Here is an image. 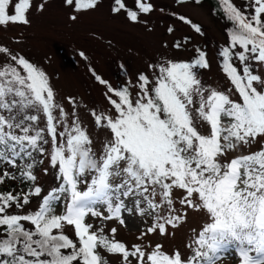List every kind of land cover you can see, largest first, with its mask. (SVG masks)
<instances>
[{
  "label": "snow or ice",
  "instance_id": "snow-or-ice-1",
  "mask_svg": "<svg viewBox=\"0 0 264 264\" xmlns=\"http://www.w3.org/2000/svg\"><path fill=\"white\" fill-rule=\"evenodd\" d=\"M50 2L0 0V29L30 27L33 11L43 14ZM61 2L72 23L100 4ZM219 5L232 25L219 52L230 86L202 80L210 63L200 48L190 60L149 62L121 87L90 69L108 105L88 110L102 140L84 126L75 97L61 102L42 66L0 44V184L28 182L27 191L0 192V264H109L104 253L121 264H222L226 257L264 264V0L243 9L232 0ZM157 10L165 13L154 0H134V8L112 0L110 13L147 27L142 17ZM170 15L202 33L185 14ZM190 39L172 47L185 48ZM254 144L259 149L244 154ZM45 163L40 171L54 170L56 180L47 190L36 174ZM125 214L151 218L131 247L107 224L127 227ZM192 214L203 223L191 228L185 251L152 245L150 237H174Z\"/></svg>",
  "mask_w": 264,
  "mask_h": 264
},
{
  "label": "rangeland",
  "instance_id": "rangeland-1",
  "mask_svg": "<svg viewBox=\"0 0 264 264\" xmlns=\"http://www.w3.org/2000/svg\"><path fill=\"white\" fill-rule=\"evenodd\" d=\"M129 8H134V0H126ZM241 9L245 8L249 0H232ZM157 9L163 7L165 13L159 10L149 16L147 27L141 24L129 23L123 15L113 16L110 13L112 0H100L95 11L80 16L76 23L68 20L70 11L65 8L61 0H51L47 11L37 14L33 11L30 27L9 25L7 30L0 29V44L6 45L14 51L30 58L44 68L51 78V82L58 93V98L64 102L67 96H73L79 102V115L84 126L98 140H102L104 132L95 129L89 117L88 110L98 111L108 108L103 95L105 88L91 75L90 69L102 78L108 80L114 87H120L125 81H134L139 71L146 68L149 62L163 58L190 60L195 55V49L200 48L208 54L210 67L201 69L200 75L207 84L224 89L229 87V81L221 70L222 58L220 50L227 46L226 30L228 23L214 16L208 4H189L176 8L172 0H154ZM171 11H176L190 17L202 27V33L196 34L190 27L171 18ZM227 25V27H226ZM168 26H174L175 32L169 34ZM150 29V30H149ZM191 37L185 48L172 47L175 40L183 41L184 37ZM167 47H164V44ZM83 51L88 57L84 60L79 52ZM65 107L68 105L65 103ZM70 110V109H69ZM259 144L246 149L244 154L257 151ZM240 154V153H237ZM40 159V157H37ZM47 166H36V174L40 184L47 190L56 183L54 170L48 175L42 174L40 169ZM15 188L18 182L12 181ZM12 188V189H13ZM39 206V200L33 199L31 210ZM127 227L118 222H107L108 227L118 229L116 239L126 243L129 247L139 243L137 237L150 222V217L129 216L125 214ZM99 225V221H90ZM203 223V218L192 214L182 227L175 230V236L161 238L159 235L150 237L154 246L161 242L165 250L179 248L185 251L184 245L191 235V228ZM69 234L71 229L69 228ZM109 264H121L119 256L104 253ZM232 257L223 259L222 264H238ZM135 264V260H133Z\"/></svg>",
  "mask_w": 264,
  "mask_h": 264
},
{
  "label": "trees",
  "instance_id": "trees-1",
  "mask_svg": "<svg viewBox=\"0 0 264 264\" xmlns=\"http://www.w3.org/2000/svg\"><path fill=\"white\" fill-rule=\"evenodd\" d=\"M201 2H206L208 4L209 8H210L211 13L214 16H216V17H218L220 19H223L225 22L228 23V28L226 30V37H227V40H228L227 41V44H228L229 43L228 32L231 30L232 25L226 20L225 15L222 12V7L219 5V0H201ZM13 184L14 183L11 180L7 181L4 184H0V192H9V191L17 192V191H20L21 189H24L25 191L28 190L27 186H26L28 184V182H25V184L18 183V185L15 188H13L14 187Z\"/></svg>",
  "mask_w": 264,
  "mask_h": 264
}]
</instances>
